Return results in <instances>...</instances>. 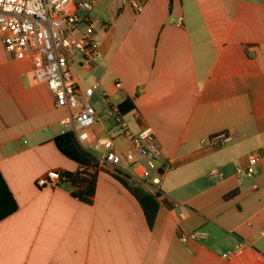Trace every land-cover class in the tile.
Here are the masks:
<instances>
[{"label":"crops","instance_id":"crops-1","mask_svg":"<svg viewBox=\"0 0 264 264\" xmlns=\"http://www.w3.org/2000/svg\"><path fill=\"white\" fill-rule=\"evenodd\" d=\"M90 14L103 59L92 69L81 59L71 66L82 89L99 85L85 150L99 164L96 140L115 132L101 93L118 105L131 99L132 130L152 127L158 164L170 165L156 222L148 227L106 170L92 205L67 183L37 186L51 170L82 171L55 143L70 131L62 125L68 109L0 35V171L19 206L0 222V264H264V158L254 177L237 173L264 152V0H148L139 12L128 0H95ZM222 133L231 143L206 142ZM197 230L206 236L180 240Z\"/></svg>","mask_w":264,"mask_h":264},{"label":"built area","instance_id":"built-area-1","mask_svg":"<svg viewBox=\"0 0 264 264\" xmlns=\"http://www.w3.org/2000/svg\"><path fill=\"white\" fill-rule=\"evenodd\" d=\"M140 1L128 0V3L139 12L148 0ZM94 4L95 0H0V35L6 51L15 60L32 61L38 79L45 81L52 91L56 106L68 109L62 125L70 131L66 130L64 134L72 132L84 149L91 144L92 128L98 121L97 110L90 100L99 85L95 82L82 89L71 66L81 59L83 68L92 69L103 59L102 42L97 38L90 14ZM182 23L180 17L178 24ZM104 28L108 29V24ZM100 101L115 132L96 140L97 147L103 149L99 167L111 173L121 172L145 190L160 196L162 178L170 165L163 169L158 164L162 146L154 129L146 126L133 131L128 114L121 111L106 91L101 93ZM232 140L230 134L222 133L206 142L215 147L225 146ZM119 142L126 145L123 151ZM263 158L264 152H254L248 156L246 167H237V173L254 177ZM64 183V172L51 170L38 179L37 186L57 187ZM205 236V232L197 230L181 234L180 240L187 242ZM241 250L238 245L226 256L237 255Z\"/></svg>","mask_w":264,"mask_h":264},{"label":"trees","instance_id":"trees-1","mask_svg":"<svg viewBox=\"0 0 264 264\" xmlns=\"http://www.w3.org/2000/svg\"><path fill=\"white\" fill-rule=\"evenodd\" d=\"M169 1L170 7H172L173 0ZM119 107L124 114H129L135 109L131 99L126 100ZM55 143L64 156L76 162L82 168V171L75 173L64 172L66 183L73 189L72 197L79 202L92 205L94 203L98 175L105 170L99 167L98 162L95 161L91 153L79 145L72 132L57 137ZM109 174L121 183L136 199L144 213L148 227L153 229L160 208L158 196L145 190L121 172L115 171L109 172ZM18 208V202L0 171V222L14 214Z\"/></svg>","mask_w":264,"mask_h":264},{"label":"rangeland","instance_id":"rangeland-1","mask_svg":"<svg viewBox=\"0 0 264 264\" xmlns=\"http://www.w3.org/2000/svg\"><path fill=\"white\" fill-rule=\"evenodd\" d=\"M118 144H119L120 150L123 151L125 149L126 145L123 144L122 142L121 143L119 142Z\"/></svg>","mask_w":264,"mask_h":264}]
</instances>
